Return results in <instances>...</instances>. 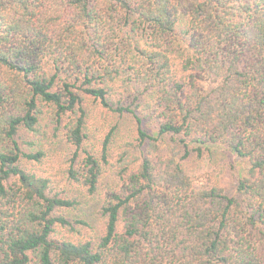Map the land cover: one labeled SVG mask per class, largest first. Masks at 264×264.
Here are the masks:
<instances>
[{"label":"trees","instance_id":"16d2710c","mask_svg":"<svg viewBox=\"0 0 264 264\" xmlns=\"http://www.w3.org/2000/svg\"><path fill=\"white\" fill-rule=\"evenodd\" d=\"M88 100L133 123L114 162ZM58 139L95 240L31 167ZM0 264H264V0H0Z\"/></svg>","mask_w":264,"mask_h":264},{"label":"rangeland","instance_id":"374dc122","mask_svg":"<svg viewBox=\"0 0 264 264\" xmlns=\"http://www.w3.org/2000/svg\"><path fill=\"white\" fill-rule=\"evenodd\" d=\"M87 111L85 130L88 133L87 147L93 151L99 149L105 133L112 125H116L114 134L109 143L110 160L114 162L116 152L131 137L133 123L126 117H118L110 112L104 111L96 102L88 100L85 103ZM40 147L45 153L40 163H34L31 167L38 174L48 177L51 181V188L54 192L60 194L77 195L81 199V205L71 210L70 215L74 218H84L87 226H83L79 231L66 234L73 241H83L86 239L95 240L99 235V216L97 215V205L100 201V195L86 196L84 190L77 184L70 182L66 178V168L71 156V149L62 140L58 139L53 142L43 141ZM213 161L216 163V173L218 174L217 182H226L231 178L230 163L232 159L227 156L225 151L215 153ZM243 168V166L241 165ZM107 181L103 179L99 190L104 189Z\"/></svg>","mask_w":264,"mask_h":264}]
</instances>
